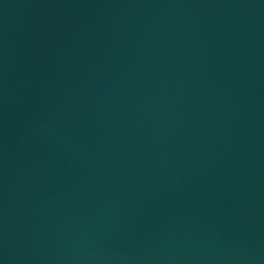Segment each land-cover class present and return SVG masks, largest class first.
<instances>
[{"label":"water","instance_id":"obj_1","mask_svg":"<svg viewBox=\"0 0 264 264\" xmlns=\"http://www.w3.org/2000/svg\"><path fill=\"white\" fill-rule=\"evenodd\" d=\"M0 264H264V0H0Z\"/></svg>","mask_w":264,"mask_h":264}]
</instances>
